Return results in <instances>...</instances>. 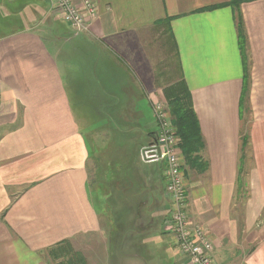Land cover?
Wrapping results in <instances>:
<instances>
[{
  "label": "crops",
  "instance_id": "obj_1",
  "mask_svg": "<svg viewBox=\"0 0 264 264\" xmlns=\"http://www.w3.org/2000/svg\"><path fill=\"white\" fill-rule=\"evenodd\" d=\"M229 2L93 0L77 33L51 0H0V264H55L62 241L84 264H187L148 146L180 80L202 139L188 224L214 264H264V0Z\"/></svg>",
  "mask_w": 264,
  "mask_h": 264
},
{
  "label": "built area",
  "instance_id": "obj_2",
  "mask_svg": "<svg viewBox=\"0 0 264 264\" xmlns=\"http://www.w3.org/2000/svg\"><path fill=\"white\" fill-rule=\"evenodd\" d=\"M51 0L64 22L74 32H87L90 20L95 16L93 0ZM156 130L149 142L152 158L163 163L165 193L170 198L168 230L173 235L175 246L187 260V264H214L213 245L207 239L204 229L198 224H188L187 194L183 178V155L180 149V138L171 123L166 107L161 101L152 105Z\"/></svg>",
  "mask_w": 264,
  "mask_h": 264
},
{
  "label": "trees",
  "instance_id": "obj_3",
  "mask_svg": "<svg viewBox=\"0 0 264 264\" xmlns=\"http://www.w3.org/2000/svg\"><path fill=\"white\" fill-rule=\"evenodd\" d=\"M237 1L240 0H230L231 3ZM162 93L164 100L168 104L169 113L172 116L171 123H173L177 136L181 140L180 149H182L185 162H190V160H193L194 152L201 149L202 139L186 85L183 80L172 82L162 89ZM55 245V248L50 251L51 258L54 259L55 264H82L81 259L73 261L68 258L72 250L69 249L66 241Z\"/></svg>",
  "mask_w": 264,
  "mask_h": 264
},
{
  "label": "rangeland",
  "instance_id": "obj_4",
  "mask_svg": "<svg viewBox=\"0 0 264 264\" xmlns=\"http://www.w3.org/2000/svg\"><path fill=\"white\" fill-rule=\"evenodd\" d=\"M163 103V105L166 107V109L165 110H167V112H168V114H169V116L171 117V119H172V116H171V114L169 113V107H168V104L166 103V101H164V102H162ZM114 142V141H113ZM180 143H181V140H180V142H179V145H180ZM104 151V150H103ZM103 151H101L100 153H98V154H96L97 152H92V154H93V156L92 155H90V157H89V159H88V165L90 166L89 167V169H90V172H91V169H92V167L94 166L95 167V164L98 162L97 160L99 159L100 161H101V165L103 166V167H105V166H110V167H113V163H114V161H115V157L114 156H110V158H108V156L105 154V152H103ZM181 152H182V149H181ZM198 152V151H197ZM197 152H194V155L192 156V158H195V154L197 153ZM182 155H183V152H182ZM120 157V156H119ZM109 159V160H108ZM183 159H184V161L183 162H185V157H184V155H183ZM98 164V163H97ZM96 164V165H97ZM248 165H249V161L247 162V165H246V167H248ZM103 174H105L106 175V179H107V181H106V183H104V186L106 187H104V186H100L99 184L101 183L100 182V178L99 177H95L96 179H94V181L96 182V184H97V191H100V192H104V191H107V190H109V191H113V189H114V186H110L111 185V183H112V181H110L109 179H112L113 178V176L115 175V173L113 172V171H111V170H106V172L104 171L103 172ZM103 178V177H102ZM102 180V179H101ZM114 185V184H113ZM96 191V192H97ZM111 198V197H110ZM110 198H108V200L110 199ZM114 201V198H112L111 199V201L109 200V202L110 203H108V206H109V210H110V206L112 205L111 204V202H113ZM171 205H172V203H171ZM169 213H171L170 211L169 212H167L166 214H167V222H169V216H170V214ZM169 224V223H168ZM167 236L169 237V238H172V234L171 233H168L167 234ZM56 244V243H55ZM54 245V244H53ZM55 246L56 245H54L53 246V248H55ZM83 255H82V252L79 250V251H77V250H73L72 252H71V255L69 254L68 255V258H70V259H72L73 261H75L76 259H81V263L82 264H84L85 262H84V257H82ZM52 262H54V261H52Z\"/></svg>",
  "mask_w": 264,
  "mask_h": 264
}]
</instances>
